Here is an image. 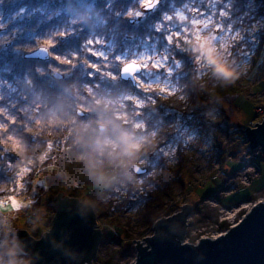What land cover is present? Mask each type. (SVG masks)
Returning a JSON list of instances; mask_svg holds the SVG:
<instances>
[{"label":"rangeland","instance_id":"1","mask_svg":"<svg viewBox=\"0 0 264 264\" xmlns=\"http://www.w3.org/2000/svg\"><path fill=\"white\" fill-rule=\"evenodd\" d=\"M147 1L149 0H130L126 6V18H134L132 22L134 24L145 19L147 13L142 14L140 8ZM134 2L137 3L135 7L132 5ZM160 2L162 4L163 0ZM202 3L206 6L200 9L206 13L204 16L197 11ZM160 4L157 13L151 19L150 25L153 32L151 31L134 44L124 41L116 42L110 33L106 36V32L100 28L104 23L103 14L89 8L73 12L49 26H40L42 21L37 19L31 24L34 29L30 36L41 42L49 40L52 45L58 44L56 37L64 40L74 36L78 39H70L68 45L63 43L67 46L64 48V55L77 56L80 53L78 72L87 80L80 81L79 90L73 94V103L69 102L68 94L63 95V98L59 96L58 99H60L59 102H66V110L62 111L65 115L69 114L70 105L72 111L78 105L93 114L92 118L84 120L85 124L91 121L95 124L98 122L111 124L107 129L110 133L103 134L102 138L105 144L110 145L121 141L129 147L137 146L143 137L136 130L140 125L137 117L140 105L153 90L163 93L172 91L171 74L176 62L172 58L170 47L175 36L183 37L182 41L191 48H193L194 40L199 41L202 36H206L223 53L224 57L234 63L241 73L239 78L231 81L217 78L215 85L217 91L224 94V100L218 101V106L223 110H210L207 113L211 122L219 123L224 128L212 131L202 138L193 136L187 140V143L192 146H189L185 152L186 159L179 173L181 179L171 180V196L164 198L155 218L176 213L182 204L188 203L194 209L190 213L193 220L192 226L185 229L182 240L194 243L198 241L201 234L210 237L216 233L213 232L216 228L211 225L216 220L217 206L214 202L220 201L223 205H227L248 198L252 201L264 200V152L253 160L258 172L252 168L247 172L252 180L248 186L238 184L236 177L225 176L233 174L249 157V153L246 152L248 149L243 142V134L236 131H231V133L228 129L234 126L254 128V123L264 117V49H260L258 53L256 51L257 42L249 46L247 44L248 48L245 49L236 51L229 49L231 41L237 38L240 32L239 27H233V19L229 18L228 14L220 17L218 13V9L228 12L226 7L230 4L229 0H183L177 4L167 0L163 6ZM21 12H24L23 8H13L11 5L4 11L0 9V31L9 26ZM214 13L216 14L213 15ZM258 24L256 22L254 27L257 28ZM250 39H254L253 36ZM46 46L49 48L50 45ZM128 60L140 62L142 69L149 72L140 73V76L145 79L135 76L134 87L139 93L118 82V67ZM195 64L198 69L204 71L210 69L201 56L196 57ZM93 67L95 70L92 69ZM46 68L49 67L37 65V73L45 75L43 70ZM156 70L160 72L153 75L151 72ZM104 80L108 83H103ZM25 81L26 77L14 76V80H10L0 76V111H11L16 108L17 111H23L26 115H31L36 111L38 117H42L45 113L59 117L61 104L56 100L50 103L45 102L36 86L29 84L26 89L24 88ZM112 84H114L113 87H110ZM13 106L15 108L11 109ZM107 109H110L108 113ZM167 152H170V148L165 151ZM143 163L140 164L141 167L146 168V162ZM57 170L48 184L43 178H34L33 187L30 189L18 190L17 187L20 184H17L12 189L13 193L6 195L0 201V234L9 232L6 234V240L11 242L9 227L15 225H18L17 229L28 230L29 235L35 239L42 231L50 227L54 211L43 208L47 190L53 192L52 198L61 191L63 192L59 198L64 197L63 195L79 196L85 193V189L76 191L70 187V173L64 164L59 165ZM25 173L20 171L18 176L22 178ZM149 174L147 172L146 175ZM37 181L44 186L47 185L41 197L42 211L34 216V225L24 224L31 212L29 204L32 197L39 195V190L35 186ZM55 181L59 182L58 186L55 185ZM91 186L88 185V188L90 189ZM226 187L227 189L220 194L224 195L233 191L230 195L218 194ZM208 196H215V198L202 201ZM79 200L90 204L95 215V223L101 231L104 226L112 224L111 231L117 230L118 232L115 238L100 240L95 256L85 264H133L136 252L135 240L141 241L143 236L153 235L152 223L143 224L137 216V211L132 208L125 207L123 211L107 212L104 203H100L97 207V201L90 202L88 198L86 200L81 196ZM37 216H39L38 221H36ZM115 224L125 229V234L121 233ZM202 227H206V230L200 233L198 230ZM210 229L212 231H209ZM115 232L112 231V233Z\"/></svg>","mask_w":264,"mask_h":264},{"label":"trees","instance_id":"2","mask_svg":"<svg viewBox=\"0 0 264 264\" xmlns=\"http://www.w3.org/2000/svg\"><path fill=\"white\" fill-rule=\"evenodd\" d=\"M129 1L0 0L2 11L9 5L24 9L23 15L16 16L9 26L0 31V76L10 80H14V76L26 77L24 88L29 83L36 86L46 102H59L57 96L63 98V95L68 94L69 102L73 103L71 86L78 91L80 81L87 79L78 72L80 53L77 56H65L64 48L67 46L63 43L68 45L70 39H78L74 36V39L70 37L64 40L56 37L58 44L49 46L50 59L47 61L24 59L22 54L25 51L43 44L30 36L34 29L31 24L40 19V26H49L73 12L89 8L103 14L104 23L100 28L106 32V36L110 33L116 42L134 44L153 32L150 23L159 8L157 6L137 24H130L125 13ZM166 1L163 0L160 6ZM171 1L177 4L183 0ZM229 1L227 14L233 19V27L240 29L229 49H245L248 48L247 44L249 46L257 42L256 51L260 52V49H264V0ZM136 4L132 3L134 7ZM256 22L259 23L257 28L254 27ZM251 36L254 39H250ZM182 39L184 38L175 36L171 41L172 58L176 62L171 74L172 91L159 93L153 90L139 107L137 117L140 125L136 130L144 134V137L137 146L129 147L121 141L115 145L105 144L102 141L104 135L99 136L96 133L95 122H84L92 118V112L87 111L83 117H79L74 114L70 105V112L65 115L62 111L66 110V102L59 117L45 113L40 121L25 122L24 116L17 114L14 123H0V199L8 195L17 184H20L18 190L32 188L34 178H43L48 184L58 171L56 166L64 163L71 178L85 186L88 200L97 201V207L104 203L107 212L132 208L137 211L143 224L152 223L164 198L171 196V180H179L181 177L179 173L186 159L185 152L191 146L187 143L189 137L202 138L211 129L222 128L219 123L211 122L207 114L210 110H223L218 106V101L224 100V94L215 88L218 79L212 75L210 69L204 71L196 67L195 60L198 55H194V49ZM37 65L56 68L65 76L61 80H55L47 73L48 68L43 70L45 75L38 74ZM118 82L138 92L128 82ZM103 83L107 84L108 81L104 80ZM109 110L107 109V113ZM2 117L0 115V120ZM4 118L7 119L5 116ZM108 125L111 126L109 123ZM177 128L181 133L176 137L175 147L170 148V152L161 154L158 145ZM106 133L110 131L107 130ZM55 156L58 160L51 164ZM134 162H146V173L133 174L131 165ZM20 171L26 172L22 178L18 176ZM147 172L150 174L146 175ZM88 185H92L90 189ZM35 186L39 191L44 188L39 181ZM75 190L77 191L76 188ZM52 195L53 192L47 190L43 200L44 209H54ZM35 205L33 204V209ZM36 214V211L30 213L24 224H31L33 215ZM17 226L10 228L13 231ZM115 226L125 234V229L118 224ZM111 227L112 224L103 227V239L117 236V230H112L116 231L112 233ZM4 237L5 235L0 234V262L20 264L27 260V256L16 251L14 244Z\"/></svg>","mask_w":264,"mask_h":264},{"label":"water","instance_id":"3","mask_svg":"<svg viewBox=\"0 0 264 264\" xmlns=\"http://www.w3.org/2000/svg\"><path fill=\"white\" fill-rule=\"evenodd\" d=\"M159 0L144 3L141 9L151 10ZM133 18L129 21L133 22ZM46 47V46H45ZM47 48V47H46ZM26 59L47 60L49 49L41 50V45L23 54ZM141 69L137 61H127L119 67V78L135 84L132 72ZM121 71H123L124 74ZM59 79L58 71L51 73ZM77 115L84 111L76 108ZM254 128L245 127L244 136L249 148L259 146L264 150V119L254 123ZM98 134L107 129L105 124H97ZM239 130H241L239 128ZM135 174L144 173L145 167L132 164ZM54 198L55 212L51 226L34 239L25 229H17L16 246L27 255L28 264H85L95 256L102 239V231L94 220V213L86 202L76 197ZM191 206L181 205L178 212L161 216L153 221V235L135 240V262L133 264H264V201L256 202L232 227L216 237H201L196 243L182 242L186 229V217ZM228 233L225 237L224 234ZM162 238L167 244L157 241ZM134 240V239H132Z\"/></svg>","mask_w":264,"mask_h":264},{"label":"clouds","instance_id":"4","mask_svg":"<svg viewBox=\"0 0 264 264\" xmlns=\"http://www.w3.org/2000/svg\"><path fill=\"white\" fill-rule=\"evenodd\" d=\"M192 43L193 54L203 58L214 77L225 81L239 78L241 73L237 70L234 63L224 57L223 53L206 36H202L199 41L194 40ZM20 264H28V261L23 260Z\"/></svg>","mask_w":264,"mask_h":264},{"label":"built area","instance_id":"5","mask_svg":"<svg viewBox=\"0 0 264 264\" xmlns=\"http://www.w3.org/2000/svg\"><path fill=\"white\" fill-rule=\"evenodd\" d=\"M249 157L246 159V161L249 160ZM237 178L243 184L248 183V177L245 174L239 173L237 175ZM253 205H254V202L246 201V202H241L239 205H236V206L230 205L228 207H219L217 219L215 222H213V224H211L216 228V230L213 231L216 233L210 236L209 238L216 237L217 235L225 232L228 228L234 226ZM239 212H241L240 215H239ZM205 230H206V227L205 228L202 227V229L198 231L201 233L202 231H205ZM209 231H212V230L210 229ZM213 232L211 234H213ZM201 236L205 237V235H202V234L200 235V237ZM182 242H185V241L182 240Z\"/></svg>","mask_w":264,"mask_h":264},{"label":"snow or ice","instance_id":"6","mask_svg":"<svg viewBox=\"0 0 264 264\" xmlns=\"http://www.w3.org/2000/svg\"><path fill=\"white\" fill-rule=\"evenodd\" d=\"M206 6L202 3L200 8L197 10L200 12V15L201 16H204L206 13L205 12H202L200 11V9H203L205 8ZM218 13L220 15V17H225L227 16V13L223 10V9H218ZM216 13H214L213 15H215ZM217 31H219V29H217ZM46 45H52V42L49 41V40H45L43 42V44L41 45V50L42 51H47L48 48H46L45 46ZM91 54V53H89ZM57 59H59V57H56ZM91 64V62H90ZM93 70L94 67L92 68ZM171 71V70H169ZM122 73H124L123 71H121ZM141 72H145V73H149L147 72L145 69H139L137 71H134L132 72V75L133 76H136L137 78H140V79H145V77H141L140 76V73ZM160 71L159 70H156V71H153L151 72L153 75L155 74H158ZM124 74H127V73H124ZM181 133V131L179 130V128L176 129V131L174 133H171L169 134V136L165 139V141L161 142L160 145H158V148L161 150V154H163L165 151H167L169 148H174L175 147V143H176V137L179 136V134ZM171 137V138H170ZM228 235V233H225L224 236L226 237ZM157 241L161 242V243H165L167 244V241L162 239V238H158Z\"/></svg>","mask_w":264,"mask_h":264},{"label":"bare ground","instance_id":"7","mask_svg":"<svg viewBox=\"0 0 264 264\" xmlns=\"http://www.w3.org/2000/svg\"><path fill=\"white\" fill-rule=\"evenodd\" d=\"M263 119H264V117H263ZM261 121H262V119L259 120V121H256V123H258V122L260 123ZM255 126H256V124H255ZM246 127H247V126H246ZM240 129H241V130H239V128H237L236 132H241V133L243 134V136H244V129H245V127L241 126ZM243 142H244V144L246 145V147L248 148V150H247L246 152L251 153V154H254V155H256V156H260V154H263L264 150H261V149L259 148V146H256L255 148H249V143H248V141L246 140L245 136H244V141H243ZM254 158H255V157L250 156L249 161H245V162H246L247 164H249V166H248L249 168H252V170L258 172L257 169H253V167H252V165H255V164H254V161H253ZM69 183H70L71 185H77V184H78L74 179H70V180H69ZM13 191H14V190H11L9 194H12ZM17 191H18V190H16V192H17ZM61 192H63V191H61ZM9 194H8V195H9ZM60 195H61V194H60ZM63 196H64V195H63ZM66 196H67V195H66ZM67 197H76V198L79 200V197L76 196V195H74V194H70V196H67ZM3 199H4V198H3ZM3 199H0V201L3 200ZM260 201H264V200H260ZM52 202H53V201L51 200V203H52ZM41 208H42V204H39L38 206H35V207H34L33 212L36 211L37 214H38V212L42 211ZM37 214H36V215H37ZM36 215H33V219H32V223H31V225H34L33 221L35 220V217H34V216H36ZM38 220H39V216L36 217V221H38ZM51 224H52V220H51ZM50 226H51V225H50ZM42 232H44V231H42ZM41 234H42V233H41ZM41 234L39 235L38 238H40ZM32 238H33V237H32ZM38 238H36V239H38ZM34 239H35V238H34ZM134 262H135V257H134L133 263H134Z\"/></svg>","mask_w":264,"mask_h":264},{"label":"flooded vegetation","instance_id":"8","mask_svg":"<svg viewBox=\"0 0 264 264\" xmlns=\"http://www.w3.org/2000/svg\"><path fill=\"white\" fill-rule=\"evenodd\" d=\"M34 11H36V10H34ZM50 69V68H49ZM59 96H57V98H58ZM56 101H58V100H56ZM48 103H50V102H48ZM60 104H61V110L63 109V107H64V101L63 102H60ZM12 108H14V106L12 107ZM58 109V105H57V107H56V110ZM17 113H20V114H22V115H24L25 116V121H35V120H37V121H40L41 120V118L42 117H38L37 115H36V111L35 112H33V114H31V115H26V113L25 112H23V111H15V109L14 110H11V111H0V115L1 116H7V118H9V121L7 120V119H3V120H0V123L2 124V125H5V124H7L8 122H11V123H14L15 121H16V119H15V115L17 114ZM57 113H58V111H57ZM59 113H60V111H59ZM58 113V114H59ZM57 114V115H58Z\"/></svg>","mask_w":264,"mask_h":264}]
</instances>
